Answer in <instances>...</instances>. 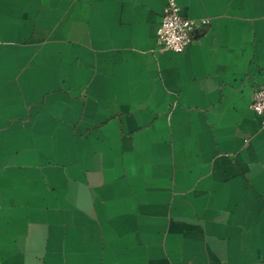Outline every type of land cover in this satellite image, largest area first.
<instances>
[{"label": "crops", "instance_id": "obj_1", "mask_svg": "<svg viewBox=\"0 0 264 264\" xmlns=\"http://www.w3.org/2000/svg\"><path fill=\"white\" fill-rule=\"evenodd\" d=\"M176 1L0 0V264H264V0Z\"/></svg>", "mask_w": 264, "mask_h": 264}, {"label": "built area", "instance_id": "obj_2", "mask_svg": "<svg viewBox=\"0 0 264 264\" xmlns=\"http://www.w3.org/2000/svg\"><path fill=\"white\" fill-rule=\"evenodd\" d=\"M206 23L207 18L183 16L176 0H165L157 28V47L182 52L191 40L190 29ZM250 108L260 117V128L264 135V84L254 90Z\"/></svg>", "mask_w": 264, "mask_h": 264}]
</instances>
